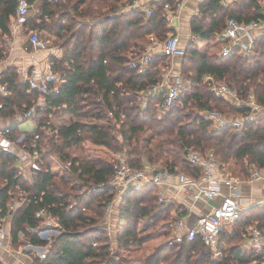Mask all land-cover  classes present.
<instances>
[{
	"label": "trees",
	"instance_id": "16d2710c",
	"mask_svg": "<svg viewBox=\"0 0 264 264\" xmlns=\"http://www.w3.org/2000/svg\"><path fill=\"white\" fill-rule=\"evenodd\" d=\"M29 1H40L39 16L25 18L24 25L34 31L42 30L38 31L41 37L53 39L64 49L61 57L52 59L55 70L65 77L60 92L48 96L46 104L38 108L35 130L23 132L15 124L7 133L8 140L21 149L18 152L32 151L33 144H37L40 157L32 169L31 182L21 171L18 152L0 147V227L11 216L12 244L23 243V233L33 245H48L45 256L34 258V264H119L111 255V243L101 239L103 231L94 227L115 194L113 188L102 184L114 173L115 153L125 147L131 165L144 167V133L156 140L149 159L162 161L161 167L172 171L199 176L200 168L183 156L185 147L204 156L212 152L220 167L234 160L233 172L241 177H250L256 168L264 169V114L240 129L231 123L216 127L194 110L210 109L242 117L252 111L247 102L251 95L264 106V38L257 41L253 56L236 53L228 57L203 54L194 41H188L185 54L177 56L184 90L176 105L159 118L155 110L162 106L165 91L150 97L145 105L141 93L163 82V70L169 66L170 56L163 46L159 47L145 62L144 72H140L142 65L138 61L147 52L150 34L161 41L171 32L175 34L164 9L167 1L153 6L149 18L141 11H125L123 7L128 2L124 0ZM220 1L208 0L202 5L203 15L192 21V32L200 34L202 41L216 40L231 17L242 23L264 19L260 0H238L233 3L235 7ZM17 5L18 0H0V41L11 33ZM2 48L1 44L0 57ZM208 73L219 83L235 88L240 101L217 97L204 82ZM1 75V82L11 92L6 97L0 95L1 115L21 114L38 99V92L30 91L28 83L19 80L15 67ZM50 115L69 118L70 123L59 128L50 126ZM90 120L108 122L94 124ZM22 134L23 139L19 140ZM181 161L183 166L179 165ZM75 180L102 187L89 190L87 196H73L72 203L69 186ZM158 198L155 185L141 191L130 190L122 197L119 232L123 234L119 246L142 243L136 232L142 219L157 220L166 213L172 216L169 224L175 222L173 205L160 209ZM17 201L21 205L12 211L11 206ZM93 202H97V208L91 206ZM40 209L57 218L60 232L53 240L36 232L45 223L38 213ZM253 222L264 232V206H253L239 215L233 231L227 229L221 235V254L217 258H212L214 250L198 238L168 243L167 248L173 250L175 257L166 264H261L264 253L244 246ZM145 263L164 261L156 253Z\"/></svg>",
	"mask_w": 264,
	"mask_h": 264
},
{
	"label": "built area",
	"instance_id": "2783aa9c",
	"mask_svg": "<svg viewBox=\"0 0 264 264\" xmlns=\"http://www.w3.org/2000/svg\"><path fill=\"white\" fill-rule=\"evenodd\" d=\"M52 1L57 2L59 0ZM130 6L133 10L142 11L146 18L151 17L153 14L154 7H146L144 4L140 3V0H132ZM31 8L32 3L29 0H18L16 14L21 19H24L29 14ZM164 9L167 11L169 23H172L175 18L171 11L172 6L166 3ZM259 23L258 21L242 23L235 17L229 18L222 32V38L225 42L221 48V55L228 57L237 53L243 56H253L256 53L257 47V38L253 31ZM12 25L14 26L16 23ZM17 26L23 28L24 21L17 23ZM148 40L151 43L147 48V52L138 61V63L142 65L140 72H144L145 62L152 56V50L158 46H163L165 53L170 57L182 56L185 54V47L181 44V40L177 34H169L165 41H161L153 34H150ZM28 42L37 50L51 51L52 49L51 43L47 39L41 37L38 31L32 30L30 32ZM23 82L28 83L30 91H36L39 94L34 104L20 114L21 118L24 120L33 117L38 108L46 104L48 96L60 92L65 82V77L55 70L53 59H49L44 69H33V72H25L23 75ZM204 82L217 97L226 96L233 100L240 101V97L235 88H231L225 83H219L215 80L213 75L209 73L205 74ZM162 89L165 91L162 106L165 109L175 106L184 90V83L181 76H173L170 81L163 80L162 83L154 84L144 90L141 93V100L144 105L150 97L156 96L162 92ZM10 93L8 86L0 80V95L6 97L10 95ZM251 99H254V97ZM254 119L253 106L249 114L237 118L234 122L221 119L220 125L231 123L236 128L241 129L247 121ZM9 131L10 128H6L0 133L2 135H7ZM12 145H14V142L10 140L0 142V147L5 151L18 152V149L21 150L19 147L18 149L13 148ZM127 152L128 149L125 147L123 150L115 153L113 163L114 173L107 182L102 184L104 187L109 186L115 190L112 203L120 198L122 199L130 190L141 191L152 185L161 186L163 184H175V186L179 185L180 187L190 188L189 190H191L192 187H197V192L194 194L195 199L204 196L208 201H213L217 197L222 196V200L219 204L215 205L211 211L199 215L196 222L187 227L185 231H181V229L186 226V222L184 218H179L177 223L173 226L174 238L171 242L172 244L182 243L184 240L192 241L199 238L214 250L215 256H219L221 254V235L234 224L235 220L245 210L239 181L230 176H224L222 178L216 176L215 169H218L220 165L212 152L204 156L190 147L184 148L182 153L185 159L194 166L200 168V174L197 178L182 170L172 171L157 165L144 166L142 168L133 167L129 162ZM18 155L21 160L31 161L34 166L35 162L40 157V151L37 144H33L32 151L22 150L18 152ZM252 178H264V169H254ZM202 182H206V185L202 186ZM222 184L228 186V192L223 191ZM102 186L95 188L99 189ZM171 202L172 200L165 195H159L158 203L160 209H166L171 205ZM11 208L12 211L15 210L13 206H11ZM38 213L45 222L44 225L38 228V235L44 239L51 240L50 235L54 234L55 231H59V228H57V218L46 209H40ZM10 231L11 221L8 223L5 222L3 226L0 227V248L5 246ZM247 239L249 246L253 247L257 252H261L264 249V235L259 227H251ZM261 264H264V259Z\"/></svg>",
	"mask_w": 264,
	"mask_h": 264
},
{
	"label": "crops",
	"instance_id": "0c3cea01",
	"mask_svg": "<svg viewBox=\"0 0 264 264\" xmlns=\"http://www.w3.org/2000/svg\"><path fill=\"white\" fill-rule=\"evenodd\" d=\"M126 5H124L123 9L126 10H133L131 9L130 3L132 0H124ZM167 1L168 3H175L172 4V13L174 14L175 18L173 19L172 23H169L172 28L175 29V34H177L181 40V44L184 46L188 41H194L196 45L201 48H206L208 50L202 51L203 54H219L221 55V48L224 44V40L222 38V32L218 36L214 42L212 41H202L200 38V34L192 32V21L197 17H201L203 15L202 5L205 4L208 0H140V3L144 4L146 7L155 6L159 2ZM238 0H221L220 3L223 5H232L235 7L233 3H236ZM40 1L32 3V6L39 5ZM262 9L264 0H260ZM123 10V11H124ZM264 11V10H263ZM142 12V11H141ZM143 13V12H142ZM167 13V11H166ZM146 17V16H145ZM46 20H50L49 17L46 16ZM208 22L210 20L208 19ZM260 23L254 29L253 33L257 38V41L260 38H264V19L259 21ZM15 24V22H12ZM24 28V27H23ZM22 27L16 25L11 26L12 40L9 44L8 51L3 50V56L0 57V80L1 74L9 69L10 67H15L17 74L19 76V80L23 81V75L25 72H33V69H44L48 63L49 59L53 57H61L64 53V49L58 44L54 42L53 39H48L51 43V51H41L35 49L31 44H29L28 40L24 41L22 38L21 31ZM173 33V32H171ZM187 40H185V39ZM159 47L154 48L152 50V54L155 50ZM257 48V47H256ZM215 50V51H211ZM256 54V53H255ZM180 59L176 57H170L169 66H167L163 70L164 80L170 81L173 76L179 75L181 71V67L178 66V61ZM253 96L251 95L250 98ZM264 114V106L260 105L256 99L254 98V116L259 117ZM35 115L31 118L35 122V127L33 130L36 129V121ZM239 118V117H237ZM27 119V120H28ZM25 121L20 116V113H16L15 116L5 117L0 114V132L6 128H10L12 125L17 124L20 128V123ZM26 132V131H23ZM23 137V134L20 138ZM8 141L7 135H2L0 133V142ZM13 148L18 147L14 144L12 145ZM21 171L24 173L25 177L31 182L32 177V169L34 166L32 165L31 161H23L19 158L18 162ZM235 167V161L232 160L228 163L225 167H220L216 170V176L222 178L224 176H230L234 179L239 181V186L241 187V195L243 197L244 207L245 210L251 208V206H264V178H252L251 176L241 177L238 174L235 175L233 172ZM234 173V174H233ZM206 182H202V186H205ZM159 190V195L163 194L172 200L171 205V214L173 217L176 218L175 224L179 220V218H184L186 222V226L182 227L181 231H185L187 227L193 225L199 215L209 212L213 209V207L219 204L222 200V196L217 197L213 201H208L204 196L195 199L194 194L197 192V187L184 188L180 187L179 185H171V184H163L161 186H157ZM222 189L224 192H228L229 188L225 184H222ZM21 205V202L17 201L12 205L15 209H17ZM11 221V216L6 220L8 223ZM174 226V225H172ZM257 226L256 224L252 225ZM232 227V226H230ZM229 231H233L230 229ZM262 231V230H261ZM263 235L264 232L262 231ZM23 233H20V237L23 238ZM23 243L19 244L20 246L14 245L11 243V234L9 235L6 244L3 248H0V261L1 264H34V259L30 255V250H24ZM256 251V250H255ZM257 252V251H256ZM259 252V251H258ZM264 253V249L261 251ZM33 255V254H32Z\"/></svg>",
	"mask_w": 264,
	"mask_h": 264
},
{
	"label": "rangeland",
	"instance_id": "374dc122",
	"mask_svg": "<svg viewBox=\"0 0 264 264\" xmlns=\"http://www.w3.org/2000/svg\"><path fill=\"white\" fill-rule=\"evenodd\" d=\"M39 5H34L32 6L29 14L26 16V18L28 17H37L39 16V12L38 9ZM25 21L24 19H21L20 17L16 16L12 22L17 23H21L22 21ZM29 28V29H28ZM26 27L24 25V28H22V32L21 34L23 35L22 38L24 41L28 40L29 34L32 30L30 27ZM40 33H42V30H37ZM12 32L10 33L9 36L4 37V40L1 39L0 41V45L2 44V49H5V51H8V47L9 44L11 43L12 40ZM171 34V33H170ZM45 36V35H43ZM185 39V38H184ZM187 40V39H185ZM214 42V41H212ZM205 48V46H204ZM204 48H201L202 50H200L201 52L208 50L206 48V50H204ZM211 51H215V50H211ZM1 53V51H0ZM253 96V95H252ZM254 97V96H253ZM249 103V105L251 107H253L254 105V99L249 98V100L247 101ZM165 109L163 106H160L159 110H155L156 114L159 118L163 117V115H165L168 110ZM189 109H187L186 111H188ZM195 112H198L199 115H201L202 117L208 119L209 121L213 122L214 125L216 127L220 126V120L224 119V121H228V122H234L237 118L235 117V115H228L225 113L224 114H220L218 111H214V110H210V109H204V110H197L194 109ZM235 114V113H234ZM48 122H50V126H54L56 128H59L61 125L70 123V119L66 118V117H59L58 115H50V118L48 120ZM91 123H96V124H100V123H107V120H90ZM35 127V122L32 119H25V121L20 123V130L21 131H32ZM213 128V127H211ZM146 138V141L143 142V145H145L144 151H145V155L143 156V161H144V166H151V165H157L161 167V163L162 161L159 162H154L151 161L149 159V151L151 149H154L155 147V143L156 140H152V136L150 135V133H144ZM116 135L119 137L120 140H122V137L120 135V132L117 131ZM23 139V138H22ZM19 140H21V138H19ZM180 156V158L182 159V153L178 154ZM180 166H183L184 163L181 161L179 163ZM187 171V170H185ZM69 187H71L70 192L72 193L71 195V200L72 203H74L75 199L73 198V196L80 194V195H88L89 190L90 191H96L97 189L95 187L97 186H93L90 184H85L84 182L80 181V180H75L73 182V184H71ZM98 198V197H97ZM99 199V198H98ZM124 199H118L116 202L112 203L110 205H108V207L106 206L105 211L103 213V215H101L96 223V226H94L96 229H101L104 233V235L102 236V240L106 239L108 240V242L111 243V255L113 257L117 258V261L119 264H146V260L148 259L149 256H152L154 254H160L162 257V260L164 261V264L166 263H170V261H173V258L175 257L174 252H172L173 250L168 249L167 248V244L173 241L174 238V231H173V226L175 225V222L171 224H169L172 221V216H170L169 214H164L161 216V218L157 219V220H140L139 225L136 228V232L138 234V238L142 239V243L138 244V243H131L130 247H125L123 245V248L121 247V245L119 246L118 243L120 237H122L123 231L119 232V223H120V202H122ZM97 202H93V204L91 206H94L95 208H97ZM253 206H251L252 208ZM253 222L251 223L252 225H254ZM136 225V223H135ZM249 226V225H248ZM235 224L232 225V227H230V229H234ZM58 228V227H57ZM251 229V226L249 228V230ZM31 231H35V230H31ZM36 232H38V229L36 230ZM59 231H55L54 234L50 235L51 236V240H53V237L56 236ZM107 233V234H106ZM108 235V236H107ZM121 235V236H120ZM249 235V234H248ZM247 237V235H246ZM23 239H26L23 242V246H24V250H30V255L32 256V258H36V257H44L46 252L48 251V245L47 246H43V245H33L29 242V239L25 236H23ZM123 240V238H121V241ZM51 242V241H50ZM171 244V243H170ZM17 246H20L19 244ZM244 246L245 248H249V244H248V239L246 238L244 240ZM33 254V255H32ZM212 258H217L215 255Z\"/></svg>",
	"mask_w": 264,
	"mask_h": 264
}]
</instances>
